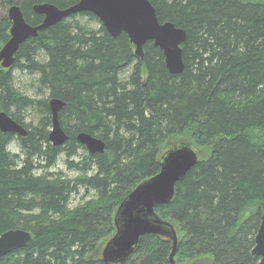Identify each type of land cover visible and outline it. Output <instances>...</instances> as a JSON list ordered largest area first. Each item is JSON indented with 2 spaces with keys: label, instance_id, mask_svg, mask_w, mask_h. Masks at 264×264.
<instances>
[{
  "label": "trees",
  "instance_id": "trees-1",
  "mask_svg": "<svg viewBox=\"0 0 264 264\" xmlns=\"http://www.w3.org/2000/svg\"><path fill=\"white\" fill-rule=\"evenodd\" d=\"M80 1L25 0L20 7L36 27L44 17L34 6L65 10ZM149 1L161 24L187 33L181 75L169 73L153 43L141 59L125 34L112 38L90 13L28 40L12 69L0 64V113L28 133L0 132V236L32 235L0 264H107L100 250L116 233L118 208L160 173L165 146L189 137L208 157L177 183L170 204L156 208L177 232L176 263H259L252 252L264 213V0ZM83 19L100 23L99 31ZM11 28L6 11L0 50ZM15 71L36 78L37 98L15 89ZM51 99L66 104L63 147L49 141ZM28 112L37 125L25 123ZM82 133L101 139L106 152L90 154L78 142ZM14 143L21 155L12 154ZM62 157L77 178L50 173ZM79 194L89 200L70 209ZM172 246L167 238L145 236L122 264H170Z\"/></svg>",
  "mask_w": 264,
  "mask_h": 264
},
{
  "label": "water",
  "instance_id": "water-1",
  "mask_svg": "<svg viewBox=\"0 0 264 264\" xmlns=\"http://www.w3.org/2000/svg\"><path fill=\"white\" fill-rule=\"evenodd\" d=\"M33 12L43 16L39 26L29 25L18 5L8 10L12 23L10 40L0 50V64L3 69H11L21 46L28 40L37 38L39 33L60 22L82 13L97 17L107 33L114 39L125 34L135 47L137 57L144 58V47L153 43L163 52L166 68L172 75H181L185 70L182 46L187 42V33L172 23L161 24L155 8L149 0H81L78 4L60 10L52 4L33 7ZM66 104L59 99H51L52 129L49 141L54 147H63L69 140L60 123V113ZM0 132L27 137L26 129L5 112L0 113ZM78 142L92 155L106 152L105 143L96 137L82 133ZM197 153L186 145L167 151L161 159V171L155 177L140 184L120 205L115 216L116 233L106 244L102 259L107 264H122L135 251L141 238L157 236L172 241L170 264L175 261L178 249V236L175 227L161 219L156 208L171 203L177 183L181 182L197 165ZM32 235L23 230H10L0 236V260L7 255L26 248ZM253 255L264 264V213L255 239Z\"/></svg>",
  "mask_w": 264,
  "mask_h": 264
},
{
  "label": "rangeland",
  "instance_id": "rangeland-1",
  "mask_svg": "<svg viewBox=\"0 0 264 264\" xmlns=\"http://www.w3.org/2000/svg\"><path fill=\"white\" fill-rule=\"evenodd\" d=\"M3 1L4 0H0V17L3 16L6 11L8 13V10L10 8L9 7L8 9L5 10V7L2 5ZM11 1L15 5L20 6L25 0H11ZM81 22L84 26H87L95 31H99L100 29V23L98 22L89 21L88 19H83L81 20ZM14 76H15L14 86L17 91H19L21 94L26 95L30 98H37V96L35 95V89H34L35 79H36L34 76H30L29 74L19 72V71H15ZM37 122H38L37 117L35 116L33 112H28V114H26L25 123L27 125L32 124L35 126L37 125ZM179 145H182V143L178 141V139H175L171 143H169L167 146H165L162 153H164L165 151L167 152L170 149L176 148ZM184 145L190 146L197 153L199 159L208 157L207 152L196 147L191 142L190 137H189V141L186 142ZM11 149H12L11 150L12 154L21 155L15 143L11 146ZM82 154L83 153H81V155ZM50 173H61L67 179H75L78 176V173L68 170V168L64 164V157L61 158L59 164L54 169L50 170ZM82 196L83 194H79V195H74L72 197L71 202H70V209H74L79 205H83L85 202L89 200V199L83 200ZM105 246L106 245L101 247L100 255L103 253ZM210 261L211 260L209 258H204V259H199L196 261H185L182 264H210Z\"/></svg>",
  "mask_w": 264,
  "mask_h": 264
}]
</instances>
